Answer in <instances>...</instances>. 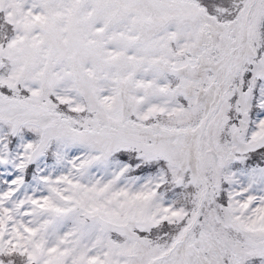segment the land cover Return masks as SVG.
Listing matches in <instances>:
<instances>
[{
	"label": "snow or ice",
	"instance_id": "6c2138e0",
	"mask_svg": "<svg viewBox=\"0 0 264 264\" xmlns=\"http://www.w3.org/2000/svg\"><path fill=\"white\" fill-rule=\"evenodd\" d=\"M0 264H264V0H0Z\"/></svg>",
	"mask_w": 264,
	"mask_h": 264
}]
</instances>
